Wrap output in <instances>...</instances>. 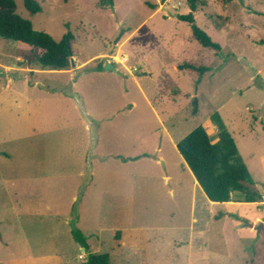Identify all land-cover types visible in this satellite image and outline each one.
Segmentation results:
<instances>
[{"label":"rangeland","instance_id":"rangeland-1","mask_svg":"<svg viewBox=\"0 0 264 264\" xmlns=\"http://www.w3.org/2000/svg\"><path fill=\"white\" fill-rule=\"evenodd\" d=\"M35 1L17 13L70 34L75 64L43 68L0 37V264H78L90 249L111 264H264V203L209 204L176 147L199 125L215 142L220 117L264 194V0H194L219 50L178 17L189 0ZM106 60L125 75L90 74ZM185 61L207 66L198 83Z\"/></svg>","mask_w":264,"mask_h":264},{"label":"trees","instance_id":"trees-1","mask_svg":"<svg viewBox=\"0 0 264 264\" xmlns=\"http://www.w3.org/2000/svg\"><path fill=\"white\" fill-rule=\"evenodd\" d=\"M189 1L191 12L178 14V17L191 24L193 38L206 47L219 50L220 45L196 25L193 13L196 6L194 0ZM105 4L113 5V0H101V5ZM25 6L31 13L40 11V6L35 0H25ZM0 37L16 41L20 49L30 52L37 50L36 59L43 68L67 69L69 66L70 34L57 40L45 31L34 29L30 20L17 13L15 0H0ZM104 68L102 63L95 67L97 70ZM180 68L198 71V83L207 66L185 61ZM215 119L218 126V139L215 142L211 140L207 129L199 125L177 142L178 151L210 200L261 202L263 194L255 186L235 139L224 121L217 116ZM79 240L82 246L89 248L83 236ZM78 264H111L110 254L90 252L88 257Z\"/></svg>","mask_w":264,"mask_h":264},{"label":"crops","instance_id":"crops-1","mask_svg":"<svg viewBox=\"0 0 264 264\" xmlns=\"http://www.w3.org/2000/svg\"><path fill=\"white\" fill-rule=\"evenodd\" d=\"M107 53H101V54H99V55H101V56H103L104 57V55H106ZM118 55V54H117ZM119 57V59H120V61H118L117 59H115L116 60V62H120L121 64L120 65H122L123 67H124V69H126L127 70V68H128V66L126 65V62H127V59L129 60V58H128V56L126 55V57H122V56H118ZM17 60L18 61H22V62H25V60H24V58H22V57H20V56H18L17 57ZM21 61L19 62V64L21 63ZM107 62H112L113 64H114V66H115V70H107V69H100V70H97V69H95V67L99 64H97L96 66H92V67H90V74H92V75H97V76H106L107 74L109 75V76H111L113 79H115L116 77L115 76H117V77H121V76H124L125 75V72L122 70V69H120L119 67H117L116 66V63H115V61H110V60H106L105 62H104V64H106ZM192 62V61H191ZM1 64V63H0ZM18 64V65H19ZM2 65V64H1ZM80 65H82V64H80ZM80 65H78V66H80ZM6 69H8V70H15L14 69V67L15 68H17V69H19V70H21L20 72H26V71H29V72H33L34 70H37V68H35V67H32V66H28L27 68H25V67H23V66H11V65H3ZM63 70H65V69H63ZM128 71L130 72L131 70L128 68ZM23 81H22V87L23 88H25V89H23V90H25V91H27L28 89V87H29V82H28V79H27V77H26V75L24 74L23 75ZM25 82V83H24ZM24 83V84H23ZM13 85H14V82H13V80L12 79H10L7 83H6V88H8V89H11L12 87H13ZM29 97H26L25 99H26V101L28 102L29 101V99H28ZM66 98H67V96H66ZM17 101V100H16ZM15 101V102H16ZM133 104V103H132ZM12 106V105H11ZM10 107V106H9ZM176 147H177V144H176ZM119 156L118 155H116V158H118ZM139 157L140 156H135V157H133V159L134 160H138L139 159ZM182 158H183V156H182ZM184 159V158H183ZM124 161H127L126 159H124ZM156 161L157 162H159V158H157L156 159ZM183 162H185V160L183 161ZM185 164L187 165V163L185 162ZM187 167L189 168V166L187 165ZM190 169V168H189ZM190 171H191V173H192V175L194 176V174H193V172H192V170L190 169ZM161 176H163V175H161ZM163 178H164V176H163ZM170 178V176L168 175V176H166L165 177V179L166 180H168ZM197 185H199L200 186V184H199V182L197 181V179H196V177L194 176V179H193V186H194V188L197 186ZM201 187V186H200ZM202 188V187H201ZM203 190V189H202ZM204 192V191H203ZM204 194H205V196L207 197V201L209 202V204H215L216 202L215 201H212V200H210L209 198H208V196L206 195V193L204 192ZM234 200H231V201H228V202H233ZM236 201V200H235ZM238 202H240V201H238ZM254 203H256V204H260V205H262L263 203H264V194H263V200L261 201V202H254ZM212 216V215H211ZM219 216V215H218ZM217 215H214V217L216 218V217H218ZM194 220H196L195 218H194ZM164 235L166 234V233H163ZM145 235H147V236H145V239H148V241H149V239H150V237H149V235L148 234H145ZM81 245V244H80ZM137 245V243H134L131 247L130 246H128V244H123V245H120L119 246V248H118V255H122V254H124V256L125 255H133L132 254V252H134V253H141V252H143L141 249H139L141 246H138ZM84 246H82V252L83 253H85L86 255H87V252H86V249H85V247L83 248ZM89 249V248H88ZM90 252H99V251H97V250H92V249H90ZM109 253V252H108ZM126 257V256H125ZM146 259V260H145ZM145 259H143L144 261H145V263L149 260L148 259V256L147 257H145ZM129 264H132V263H129ZM153 264V263H152Z\"/></svg>","mask_w":264,"mask_h":264},{"label":"water","instance_id":"water-1","mask_svg":"<svg viewBox=\"0 0 264 264\" xmlns=\"http://www.w3.org/2000/svg\"><path fill=\"white\" fill-rule=\"evenodd\" d=\"M70 60H71L72 65H74L75 62H74L72 54L70 55ZM104 67L107 70H115V66L112 62H107Z\"/></svg>","mask_w":264,"mask_h":264},{"label":"bare ground","instance_id":"bare-ground-1","mask_svg":"<svg viewBox=\"0 0 264 264\" xmlns=\"http://www.w3.org/2000/svg\"><path fill=\"white\" fill-rule=\"evenodd\" d=\"M117 58H118V60H120L118 56H117V57H115V59H117Z\"/></svg>","mask_w":264,"mask_h":264},{"label":"built area","instance_id":"built-area-1","mask_svg":"<svg viewBox=\"0 0 264 264\" xmlns=\"http://www.w3.org/2000/svg\"><path fill=\"white\" fill-rule=\"evenodd\" d=\"M84 255H85V253H84ZM84 255H81V258H82ZM85 256H86V255H85Z\"/></svg>","mask_w":264,"mask_h":264}]
</instances>
